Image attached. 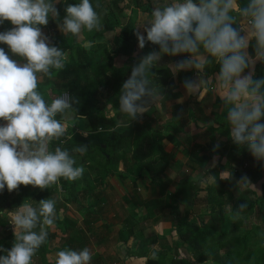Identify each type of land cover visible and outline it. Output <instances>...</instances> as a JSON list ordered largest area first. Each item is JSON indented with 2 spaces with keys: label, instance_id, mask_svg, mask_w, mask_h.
Masks as SVG:
<instances>
[{
  "label": "trees",
  "instance_id": "trees-1",
  "mask_svg": "<svg viewBox=\"0 0 264 264\" xmlns=\"http://www.w3.org/2000/svg\"><path fill=\"white\" fill-rule=\"evenodd\" d=\"M33 1L48 3L46 0H24V3L31 6ZM170 1H174V4H171L173 7H171V17L166 16L163 18L161 15H154L153 23L151 20H145L144 26L146 29L143 32L138 31L137 27L135 28V43L142 42V44L153 46L156 44L166 49L178 48L182 45L192 50H203L210 44L211 49L224 52L236 44L242 36L236 20L237 16H239L238 13L244 12L247 17H256L258 12H261V8L264 7V0H235L239 8L231 11L227 9L229 7H221L220 4H217L214 8L208 7L204 9L205 0ZM79 2L82 4L80 12L85 25L87 26L86 23H92L94 20H102L103 27L114 33V37L116 31L120 29V25L117 22L118 18L125 11L128 18L133 17L138 12L145 16H153L154 14L152 11L153 0H79ZM24 8L23 6L20 8L22 16L25 12H29L24 10ZM31 11L33 14H38L39 12L37 8H32ZM16 13L19 14V12ZM261 14L263 15L252 26L254 32L259 34L258 37H261V32L264 29V12H261ZM213 16H222L218 23L227 28L226 33H214L211 24ZM110 21H114V27L110 28ZM150 25L153 28L149 27ZM31 26L36 28L42 27L43 24L39 21ZM219 38L225 39L228 47L223 45ZM91 41L89 40V42ZM263 48L264 39L259 41L257 38H253L250 40L248 54L254 56L261 52ZM156 49L154 50L156 53L160 52V49L157 47ZM80 51L75 64L66 62L59 68L56 80L60 86L68 83V89L71 90L72 94L69 97V107L72 108L75 115L87 118L89 131L86 137L78 135L80 141L76 146L80 147V144L83 143L88 148L96 150L97 158L93 153L89 152L87 156L89 164L91 163L93 168L97 170L98 179L103 183L111 177H118L124 180L129 176L128 168L124 171H119L118 167L119 163H122L125 167L127 166L128 142L135 138L136 141H134L132 148L135 155L143 152L147 146L151 149L145 157L143 156L146 163L140 165V171H146L151 178V184L148 187L151 196L156 198L163 197L168 186L174 183L173 186L176 187L185 203L184 212L181 214L174 211V207L172 208V220H174V227L178 232V240L173 243L175 247L183 249V246L186 245V249H184L186 253L195 256L192 261L193 264H264L263 244H260L258 250L254 253L248 250L251 240L259 234L263 238L264 232L259 227V224L253 228L248 226L251 223L244 224L246 219H249L247 217L252 214L255 215L254 218L258 223H264V182L259 184L263 177L262 173H264V146L262 147L259 144L264 135V130H262L264 123H260V126L258 125L259 133L255 137L253 136L255 139L252 142H243V133H254L253 130L245 127L246 125H251L250 119L252 116L247 114L249 112L247 108L235 109L232 113V119L234 120L232 127L235 130L234 140L221 141L218 145H215L213 144V139H211L212 144L207 155H199L200 152L204 151V148L201 147L198 150V154L188 157L186 164L190 169L201 168L212 157H219L216 166L207 172L214 178V184L208 188L210 194L207 197V202L209 203L207 217L201 218L199 216L195 220L193 219L194 216L190 217L193 209L191 202L192 199L197 197L200 182L192 181L188 187H182L181 184L172 182L165 174V171L171 167V162L169 154L164 150L161 143L162 140L168 139L174 143L175 148L182 149L180 140L176 139V135L184 128L177 121L180 113L177 111L173 112L172 118L162 125H157L156 119L153 118L147 122L145 121L143 125L137 124L136 120L137 117L142 118L144 116L143 109L147 106V100L162 80L155 76L151 65L142 64L143 60L141 58L129 62L123 69L110 68L107 64L104 68L101 66V62L96 61L93 56H82V51ZM61 55L62 53L58 54L57 61L61 60ZM144 58H147V54ZM221 67L222 64L219 63L217 71H220ZM259 68V65L256 66V70ZM256 82L255 78L250 84ZM102 86L109 91L105 102L111 104L116 117L122 118L125 126L117 127L114 124L112 130L106 131L103 128V124L98 125L103 109L102 107L99 108L100 94L101 96L103 95L102 92L100 93ZM247 88L251 89V87ZM91 100L93 101L91 102ZM3 113L5 114V112ZM178 127H181L180 130H178ZM164 134L166 135L164 136ZM21 135L26 141H31V139L35 138L34 136L29 137L26 133ZM152 150L155 153H151ZM135 155H133V158ZM224 158L226 164L222 163ZM223 172L227 173L229 177L222 176L221 173ZM69 177H67V181L70 182V186L68 185L70 190V188L76 187L81 180L79 181V177L75 176V174ZM132 180L133 183H136L140 180V177L137 176ZM237 180L244 182V185L249 189L247 193L252 196L244 208H241L239 203L245 200L244 193H240L239 201L236 200L235 202H232L233 199L230 195L231 189L237 184ZM3 183L5 187L8 184L9 186L11 185L7 180ZM247 183H250L249 185L251 186L259 184V193L251 190ZM68 188L66 189L68 190ZM4 198V194H0V209H2L1 204ZM42 198L45 199V196H42ZM137 198L136 200L133 199V203L138 207L147 208L155 203L153 200L143 201L140 197ZM102 199V196L96 198L98 201ZM228 207L232 208L230 214L227 212ZM235 211L239 212L241 217L234 225V230L246 227L244 233L240 237L235 238L236 246L240 247L242 253L247 254L245 259H241V253L234 252V248H230V243L227 242L228 234L223 231L228 223L227 215L234 216L236 215ZM258 230L259 234H257ZM149 250L150 245L143 242L139 246L137 245V248L132 252L129 250L127 253L128 256L141 259L146 258V255L151 252L157 258L154 260L149 259L146 264H168L166 259L171 256V248L160 252ZM249 256H252V258H249ZM20 260L28 261V259ZM169 264H181V262L172 259Z\"/></svg>",
  "mask_w": 264,
  "mask_h": 264
},
{
  "label": "crops",
  "instance_id": "crops-1",
  "mask_svg": "<svg viewBox=\"0 0 264 264\" xmlns=\"http://www.w3.org/2000/svg\"><path fill=\"white\" fill-rule=\"evenodd\" d=\"M21 6L29 11L23 16ZM32 8H37L38 14H33ZM41 9L35 2L30 6L20 0H0V94L6 93L12 84H20L26 91L20 106L10 111L0 109V119H8L6 123H0V194L5 197L0 209V264H124L123 257L125 264H130L132 256L127 252L131 250L133 228L124 219L115 218L113 209L109 208L111 205L102 209L103 206L85 204L82 213L81 210L74 213L43 202L41 183L36 187L29 186L24 179L26 170L20 163L12 161L27 155V141L22 132L50 133L57 128V123L60 128L69 127L65 117L70 113L75 115L69 107L71 90L68 83L58 85L57 72L68 63V58L74 59L72 64H75L80 50L82 56H92L90 45L93 43L90 42L85 47L81 42L84 50L79 48L73 54V46L67 42L65 32L62 34L61 27H56L50 12ZM262 15L259 11L257 19ZM39 21L42 27L31 26ZM246 30L243 47L235 48V45L224 52L218 50L216 54L208 49L198 51V61L203 64L198 66L199 70H194L193 79L187 80L179 72L177 84L186 91L168 104L167 122L177 111L180 113L177 121L185 127L188 122L185 117L190 116L197 132L205 131L210 147L211 139L215 145L234 140L232 113L235 109L247 108V114L252 116L251 125L245 127L253 130L254 135L243 133V142L248 137L255 139L259 133L258 125L264 123V48L254 56L248 54L250 40L264 39V29L261 37L251 27ZM59 53H62L61 60L57 61ZM219 63L222 67L217 71ZM258 65L260 68L256 70ZM255 78L257 82L250 84ZM198 80L202 85L197 86L194 93L191 89ZM64 98L66 101L60 104ZM262 137L264 141V135ZM201 147L204 151L200 153H205L202 155L210 152L202 141ZM33 152H37L36 147ZM211 159L217 163L219 157ZM223 161L226 162L225 158ZM35 175L40 180L43 177L41 173ZM6 180L10 186H3ZM111 186V190L119 193L114 184ZM107 188L105 185L104 189ZM97 212L106 217L94 218ZM11 225L15 229L7 235L2 234V230L10 231Z\"/></svg>",
  "mask_w": 264,
  "mask_h": 264
},
{
  "label": "rangeland",
  "instance_id": "rangeland-1",
  "mask_svg": "<svg viewBox=\"0 0 264 264\" xmlns=\"http://www.w3.org/2000/svg\"><path fill=\"white\" fill-rule=\"evenodd\" d=\"M20 1L24 2V0ZM33 2L38 3L42 8L41 10L44 12H50L52 14L53 20L56 22V27H61L60 32L62 34L65 32L64 34L67 37V42L70 43L69 45L73 46V54L76 53L77 49L81 48V42L82 46L85 47L89 40H92L90 43H93L94 45H90V52L96 61L101 62L100 64L104 68L107 64V66L109 65L110 68L123 69L129 62L139 58L143 60V65L149 64L152 66L155 76H157L158 79L162 81L150 94L147 100V106L143 109L144 116L142 118H136L137 124L139 125H143L145 121L147 122L152 118L156 119L157 125L166 123L168 120L167 117L169 111V102H174L173 100L179 97V94H182V92L186 91L185 89H182V87H179V84H177L179 72L184 74V77L187 80L191 78L193 79L194 70H199L200 67L198 66L203 64L202 61H198V55H200L198 51L200 50H192L182 45L178 48L166 49L165 47L156 44L153 46L149 44H142V42H139L138 44L134 42L135 28L137 27L138 31L143 32V30L146 29L144 26L145 20H151L153 23L154 15H161L163 18L166 16L171 17V11L173 8L171 4H174V1L153 0V16H145L144 14L141 15L137 11L139 14L137 13L136 15H133V17L128 18V15L125 11L118 18L117 22L118 25H120V29L116 31L115 37L114 33L103 27L102 20H94L92 23H86L87 26L85 25L80 12L82 4L79 2V0H46V2H48L47 4L37 1ZM217 4H220L221 7H229L227 8L229 11L237 10L239 8V5L235 0H205L204 9L208 7L214 8L217 6ZM221 17L222 16L212 17L211 24L215 34L224 32L226 33L227 31V28L224 25H220L218 23V20H220ZM113 22L114 21L109 22L110 28L115 26ZM149 27L153 28L152 25ZM244 31L247 33L246 28H244ZM245 32H242L241 38H239L237 43L232 45V47L235 45V48H238L239 46L243 47L245 43L240 45V39H242V42H244V37L246 35ZM219 40L223 45L228 47L225 39L219 38ZM156 47L160 49V52L156 53L154 51L157 50ZM207 49L213 50L209 44L201 51H205ZM146 54L147 58H144ZM206 58L208 59L210 57L208 56ZM67 60L69 63H74V59L71 60V58H68ZM195 84H197L195 88L192 87L191 89L194 93H196L198 89L197 86L202 85L199 80L198 83L195 82ZM101 92L103 95L101 96L100 94L101 101L99 108L102 107L103 109L98 125L100 126L103 124V128L106 131L112 130L114 124H116L117 127L124 125L123 119L116 117L111 104L105 102L106 96L109 94L108 89L102 86L100 93ZM97 97H99V95H97ZM65 101L66 99L64 98L62 102L59 101V103L61 104ZM92 101L93 100H91V102ZM92 110L94 109L92 108ZM65 118H68L67 122L69 127H64L61 125L63 127L60 128V126H58L59 124L57 123V128H54V130H52L50 133L40 132V135H37L38 132L36 131L22 132V134L26 133L29 135V137L34 136L35 138L31 141L27 140L28 148L25 151L27 154L26 156L23 154L19 156V160L16 157L14 160H12L13 162L15 161L20 163L22 169L26 170V176L24 179L29 184V186L36 187L41 183L40 186L43 188L41 195L45 196V199L42 201L47 202L48 204L58 205V208L61 209L64 207L63 209H67V212L73 211L74 213L79 212L80 210L82 213V210L86 207L85 204H92L97 207L103 206L102 209L104 206L108 207L111 205L112 207L109 208L113 209L115 218L124 219L123 221H125V223H129V226H132L133 228V240L130 244L132 251L137 248V245L139 246V244L146 242L147 245H150V250H152V252L154 250L160 252L166 250L167 248H171V256L167 257L166 259L168 264L172 259L180 261L181 264H193L192 261L195 256H191L186 253L184 250L186 249V245H184L182 249L181 247H175L173 244L178 240V232L174 227V220H172V208L174 207V211H177L180 214L183 213L185 208L183 198L177 191L176 187L173 186L174 183L168 186L163 197H152L150 191L148 190L149 184H151V178L148 173H146V171H140V165L146 163V160L143 158L148 154V152H150V147L147 146L143 152L137 153V155H135V153L132 151V148L136 139L134 138L129 141L127 146V166L125 167L122 163H119L118 167L119 171H124L128 168V171L130 172L129 176L124 180L119 179L118 177H111L102 183L101 180L98 179L97 170H95L93 165L91 163L89 164L88 162L89 158L87 153H93V155L96 157V150L93 148H88L87 145L83 143L80 144V147L76 146V144H78L80 141L78 139V135L86 137L89 131L87 118L75 117V115L72 113H70L69 116ZM190 118V116L185 117V119L188 121L187 126L185 125V127L179 131L180 133L176 135V139L180 140L179 142L182 149L175 148L174 143L170 142L168 139L162 140L161 145L169 154V159L171 162V167L165 171V174L172 180V182L179 183L182 187H188L192 181L200 182V189L197 192V197L192 199L191 202L193 209L190 213V217L192 218L194 216L193 219L199 216L201 218H206L209 209L207 197L210 194V191H208V188L214 184V178L207 172L216 166V162L215 159H210L205 164H203L201 168L195 167L194 169H190L186 164L188 157L199 153L198 150L200 148L201 141L205 143L206 150L210 148L208 136L205 135V131L197 132ZM180 128L181 127H178V130H180ZM165 135L166 134H164V136ZM259 144L263 147L264 141L260 140ZM35 147L37 152H33ZM153 150L151 153L154 152ZM202 154L205 153H200L199 155ZM133 155H135L134 158ZM223 164H226V162L223 161ZM51 167L55 168L54 172H50ZM36 172L43 174L41 180L36 178ZM74 174L75 176L79 177V181L81 180V182L76 187H72L69 190L67 176H74ZM221 175L229 177V175L225 172L221 173ZM137 176L140 177V180L136 183H133L132 179L136 178ZM77 177L75 178L78 179ZM82 177L84 178L83 180ZM58 181L59 184H57ZM263 182L264 175L262 180L259 181V184ZM113 184L117 189H119V193L111 190V185ZM249 184L247 183V185ZM259 184L255 186H249L251 190L259 193ZM105 185L108 186L107 189H104ZM66 188H68V190ZM248 190L249 189L244 185L243 181L237 180V184H235V187L232 188L230 192V195L233 199L232 202H235L236 200L239 201L238 197L240 193H244L245 200L239 202L241 208H244L246 203H248L252 197L250 193H247ZM98 196H102L103 199L101 201L96 200ZM31 197L32 200L34 195ZM137 197H140L143 201L153 200L155 203L147 208L141 206L138 207L133 203V199L136 200L138 199ZM113 204H117L115 208L113 207ZM231 210L232 208H227V212H229L228 214H230ZM63 211L64 210H62V212ZM64 212L66 213V211ZM98 213L99 212L95 214L94 218L97 219L100 217L103 219L106 217L105 215L103 217L102 212L101 214L99 213L102 216H99ZM235 213L236 215L234 216L227 215L226 219L228 223L223 231L225 234H228L227 242L230 243V248H234V252L241 253V259H245L247 254L242 253L240 251V247L236 246L235 238L240 237L244 233V229L246 227H243L239 230H234V225L238 220H240L241 217L239 212L235 211ZM75 215L78 216L77 214ZM254 217V214L251 216L249 215V217H247L249 219H246L244 224L251 223L248 224V226L251 228L259 224V227H261V230L264 232V223H258ZM15 218V220H18L17 217ZM13 226L14 225H11L9 227V229L11 228L10 231L5 230V232L2 230V234L7 235V232L11 233V230L15 229ZM259 233L260 232L258 230L257 234ZM261 236L262 235L259 234L251 240L248 247L250 252L254 253L258 250L260 244L264 245V236L263 238ZM131 258H129L130 264H146L149 259L154 260L157 257L156 255L154 256L151 254V252H149L144 260L136 259L135 257ZM249 258H252V256H249ZM125 261L126 259L123 257L124 264Z\"/></svg>",
  "mask_w": 264,
  "mask_h": 264
},
{
  "label": "built area",
  "instance_id": "built-area-1",
  "mask_svg": "<svg viewBox=\"0 0 264 264\" xmlns=\"http://www.w3.org/2000/svg\"><path fill=\"white\" fill-rule=\"evenodd\" d=\"M261 12H264V7L261 8ZM239 16H237V24L238 28L241 32H245L244 28L252 27L254 23L258 20L256 17H247L244 12H239ZM246 33V32H245ZM240 45H243L245 42H242L243 40L240 39ZM219 51L214 49L212 50V53L216 54ZM6 93L0 94V109H4L5 111H10L15 107H18L21 105L24 97L26 96V91L24 90V87L20 84H12L8 87L6 90ZM8 119L1 118L0 123H6ZM253 138L248 137L245 141L252 142ZM55 168L51 167L50 172H54Z\"/></svg>",
  "mask_w": 264,
  "mask_h": 264
},
{
  "label": "water",
  "instance_id": "water-1",
  "mask_svg": "<svg viewBox=\"0 0 264 264\" xmlns=\"http://www.w3.org/2000/svg\"><path fill=\"white\" fill-rule=\"evenodd\" d=\"M251 30H252V27H251ZM253 31V30H252Z\"/></svg>",
  "mask_w": 264,
  "mask_h": 264
}]
</instances>
